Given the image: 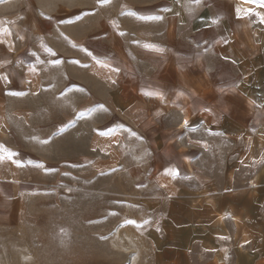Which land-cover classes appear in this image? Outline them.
I'll use <instances>...</instances> for the list:
<instances>
[{"label": "rangeland", "instance_id": "obj_1", "mask_svg": "<svg viewBox=\"0 0 264 264\" xmlns=\"http://www.w3.org/2000/svg\"><path fill=\"white\" fill-rule=\"evenodd\" d=\"M148 1L0 0V264H120L147 211L217 197L197 241L264 264V74L254 103L189 82Z\"/></svg>", "mask_w": 264, "mask_h": 264}, {"label": "crops", "instance_id": "obj_2", "mask_svg": "<svg viewBox=\"0 0 264 264\" xmlns=\"http://www.w3.org/2000/svg\"><path fill=\"white\" fill-rule=\"evenodd\" d=\"M140 9L142 14L157 11L158 27L163 29L156 37L173 43L171 57L180 59L189 82L203 81L206 76L212 89L239 92L252 103L260 100L257 88L261 82L258 75L264 74V0H150ZM181 123L184 127L187 120ZM209 206L216 212L195 210L184 216L173 209V224L167 226L158 222L159 210L147 211L153 228L140 233L123 228L119 232L124 235L125 247L120 264H219L212 244L206 246L197 241L199 234H204L205 225L200 219L207 221L211 216L222 215L220 198ZM181 218L186 219L185 226L178 225ZM131 233L140 235L135 247L128 244L133 241ZM197 245L201 251L211 253L208 261L192 256Z\"/></svg>", "mask_w": 264, "mask_h": 264}]
</instances>
